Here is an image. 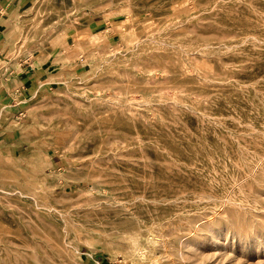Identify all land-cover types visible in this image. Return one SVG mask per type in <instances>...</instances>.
Wrapping results in <instances>:
<instances>
[{
	"label": "rangeland",
	"instance_id": "374dc122",
	"mask_svg": "<svg viewBox=\"0 0 264 264\" xmlns=\"http://www.w3.org/2000/svg\"><path fill=\"white\" fill-rule=\"evenodd\" d=\"M9 2L0 264H264V0Z\"/></svg>",
	"mask_w": 264,
	"mask_h": 264
},
{
	"label": "bare ground",
	"instance_id": "6f19581e",
	"mask_svg": "<svg viewBox=\"0 0 264 264\" xmlns=\"http://www.w3.org/2000/svg\"><path fill=\"white\" fill-rule=\"evenodd\" d=\"M78 2H80V0H73V3L74 4H77ZM42 1L40 2V3H38V5L36 6V9H35V11L31 14V21L25 26V28H23V32H22V35H24V36H27V35H29V34H31L32 32H35V31H38V27H39V22H41L40 20H42L40 17H38L37 16V13H38V10H40V8L42 7ZM25 16H27V15H25ZM23 36V37H24ZM22 43V42H21ZM32 52V51H31ZM14 63V62H13ZM10 64H12V63H10ZM14 67H16V68H18L19 66H20V64H19V61L18 62H15L14 63V65H13ZM13 122H15V121H13ZM13 124V123H12ZM26 133V132H25ZM25 133H23V134H25ZM22 135V134H21ZM36 136V135H35ZM37 136H38V134H37ZM24 138H29V136H23ZM232 153V152H231ZM233 154V153H232ZM6 155H1L0 156V160H5V161H9V163H10V165H11V162H12V160L11 159H9L10 157L9 156H7V157H5ZM26 158H28V157H26ZM30 158V157H29ZM262 158H264V155L262 156ZM262 158H261V160H262ZM34 159V158H33ZM11 160V161H10ZM229 160V159H228ZM260 161V160H259ZM263 161V160H262ZM261 162V161H260ZM2 163V162H1ZM7 164V163H6ZM7 174H10L11 175V171L10 172H8ZM29 175L31 176V177H33L32 179H36L37 177H38V170H36V168H34L31 172H29ZM251 175V174H250ZM245 177H247V176H245ZM33 181V180H32ZM31 181V182H32ZM34 183H35V185H36V183H39L41 186L42 185H45V182L43 181V180H39V182H35V181H33ZM32 182V183H33ZM40 186V187H41ZM35 187V186H34ZM37 187H38V185H37ZM75 193V192H74ZM226 197V196H225ZM87 241H89V242H91V243H93L94 241H97L95 238H94V236L93 235H91L90 237H88V239H87ZM154 243V242H153ZM57 246V245H56Z\"/></svg>",
	"mask_w": 264,
	"mask_h": 264
},
{
	"label": "crops",
	"instance_id": "0c3cea01",
	"mask_svg": "<svg viewBox=\"0 0 264 264\" xmlns=\"http://www.w3.org/2000/svg\"><path fill=\"white\" fill-rule=\"evenodd\" d=\"M9 3H10L9 0H0V17H1L2 11L8 8ZM2 40H3V36L1 33V28H0V45L2 43ZM31 61H32L31 58H27V60H25V63H28V62L31 63ZM24 73H25V76L27 75L28 80L32 81L33 79H36L35 78L36 75L41 73V70H37V69L35 70L34 68H30V66H28V67H25ZM13 77L19 78V77H23V76L20 74H14ZM8 79L9 78H6L5 80L0 79V96H2V98L11 97V91L15 90L16 93L18 92V90H16V88L19 87L20 81H18V82L16 81L13 88L11 89V80H8ZM4 84L9 85V86H7V89L5 88Z\"/></svg>",
	"mask_w": 264,
	"mask_h": 264
}]
</instances>
